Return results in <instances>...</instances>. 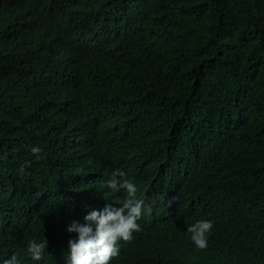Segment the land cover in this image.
Returning a JSON list of instances; mask_svg holds the SVG:
<instances>
[{"label":"trees","instance_id":"1","mask_svg":"<svg viewBox=\"0 0 264 264\" xmlns=\"http://www.w3.org/2000/svg\"><path fill=\"white\" fill-rule=\"evenodd\" d=\"M130 129L186 177L163 203L186 201L183 220L223 213L187 263L264 264V0H0V260L25 247L36 264L30 239L56 253L71 235L57 220L62 234L37 237L29 211L82 223L110 204L103 182ZM152 234L116 264H181L187 236L165 248Z\"/></svg>","mask_w":264,"mask_h":264},{"label":"clouds","instance_id":"2","mask_svg":"<svg viewBox=\"0 0 264 264\" xmlns=\"http://www.w3.org/2000/svg\"><path fill=\"white\" fill-rule=\"evenodd\" d=\"M86 8V7H85ZM121 153L120 168L112 169L103 182V188L107 189L113 197L110 204L101 209H90L81 223L78 220L66 222L65 218L58 214L45 217L38 210L29 211L26 215L29 225L38 237L54 233L62 234L55 225V221L65 222L67 232L71 235L60 241L56 253L49 252L46 238L30 239L27 244L26 254L36 264L52 262V264H116L123 247L129 245L140 237L148 241L149 236L156 233L165 248L181 246L177 239L186 234L176 233L181 228V221L189 222L186 228L190 247L181 264H188L192 247L198 250L208 248L213 228L221 230L224 217L219 213L213 218L203 217L184 219L187 212L186 201L163 203L161 197L170 198L175 193L185 191L179 184L186 182L184 173L173 172V169L164 165L165 155L170 157L171 150L163 146L160 141L146 135L141 131L129 130L124 136L118 134ZM31 152L35 159H40L42 149L33 146ZM30 162H24L16 169L17 175L27 176ZM146 172L152 174L151 182L144 183ZM160 172L172 179L169 186L160 183L154 173ZM167 173H173V176ZM177 182L175 188V181ZM178 189V190H177ZM180 190V191H179ZM118 194V195H117ZM176 199L175 197L171 200ZM199 206L211 210L210 201L199 200ZM38 215H36V214ZM217 223L215 224V221ZM161 233L158 234V231ZM171 230V231H168ZM215 230L213 232H215ZM75 234V236H74ZM74 236V238H72ZM72 238V239H71ZM20 253L14 252L10 258L0 260V264H23ZM205 264H220L213 258H208Z\"/></svg>","mask_w":264,"mask_h":264}]
</instances>
